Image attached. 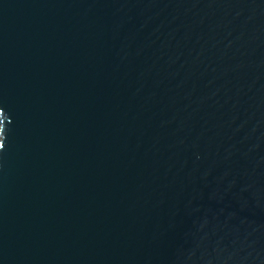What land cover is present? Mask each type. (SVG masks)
Wrapping results in <instances>:
<instances>
[{
	"label": "water",
	"instance_id": "water-1",
	"mask_svg": "<svg viewBox=\"0 0 264 264\" xmlns=\"http://www.w3.org/2000/svg\"><path fill=\"white\" fill-rule=\"evenodd\" d=\"M0 264H264V0H0Z\"/></svg>",
	"mask_w": 264,
	"mask_h": 264
}]
</instances>
